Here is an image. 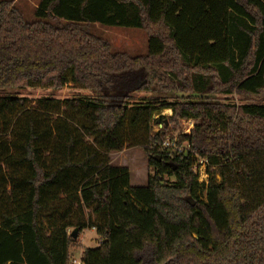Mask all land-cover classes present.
<instances>
[{
    "label": "trees",
    "instance_id": "16d2710c",
    "mask_svg": "<svg viewBox=\"0 0 264 264\" xmlns=\"http://www.w3.org/2000/svg\"><path fill=\"white\" fill-rule=\"evenodd\" d=\"M34 16L0 0V264H70L87 230L82 264H264V103L230 99L264 97V0H40ZM93 25L144 31L147 54ZM70 84L92 95L17 93ZM165 121L194 122L185 154L161 149ZM134 148L145 186L111 164Z\"/></svg>",
    "mask_w": 264,
    "mask_h": 264
},
{
    "label": "rangeland",
    "instance_id": "374dc122",
    "mask_svg": "<svg viewBox=\"0 0 264 264\" xmlns=\"http://www.w3.org/2000/svg\"><path fill=\"white\" fill-rule=\"evenodd\" d=\"M40 0H15L16 6L23 12L24 17L27 21H35L34 12L36 5ZM91 32L102 39L107 40L112 47L113 52L127 53L133 57L143 56L147 54L148 37L147 34L142 30L137 29H126V28H112L103 27L99 25H93ZM19 96L26 97L32 102H35L41 98H54L58 100H66L72 98H79L85 96H91L92 93L84 91L77 86L72 84L61 90H48V89H29L25 91L17 92ZM147 96L143 93H137L135 98H141ZM188 95H179L175 98L176 101L188 100ZM217 100L223 99L222 96H213ZM236 104H243L245 102L250 103H264V97L262 98H248L244 99L239 96L230 97ZM247 100V101H246ZM172 115L171 111H164L160 115L156 116L155 119L169 118ZM194 126L193 121H180L178 124H169L167 127V137L174 138L182 134H189ZM162 129V126H153V133H156ZM111 164L118 167H127L131 172V185L132 186H145L147 182L148 174L150 173L148 157L140 149H127L123 152H111L109 154ZM200 179L202 182L207 181L211 175H207L205 170L202 169L200 173ZM220 182L219 176L216 175L215 180ZM173 180V179H170ZM194 204V203H192ZM99 239L96 233L92 230H87L79 236L77 245L71 247V256L81 258L83 249L90 248L95 249L98 247Z\"/></svg>",
    "mask_w": 264,
    "mask_h": 264
},
{
    "label": "built area",
    "instance_id": "2783aa9c",
    "mask_svg": "<svg viewBox=\"0 0 264 264\" xmlns=\"http://www.w3.org/2000/svg\"><path fill=\"white\" fill-rule=\"evenodd\" d=\"M159 126H162V125H159ZM159 131H157V132H159ZM177 138H178V136H176L174 138H168L167 137L165 139L164 143L161 145V149L162 150H168L171 153L185 154L186 153V150L189 148V146H188V144H184L182 146H178L177 143H176ZM200 164H201L200 168L197 169L195 167V171L198 172V174H199V180H200V182H202L201 179H200V176H201L200 173H201V170L202 169H204L205 170V173H206L207 161H200ZM70 264H82L81 258H77V257L71 256V258H70Z\"/></svg>",
    "mask_w": 264,
    "mask_h": 264
},
{
    "label": "water",
    "instance_id": "95a60500",
    "mask_svg": "<svg viewBox=\"0 0 264 264\" xmlns=\"http://www.w3.org/2000/svg\"><path fill=\"white\" fill-rule=\"evenodd\" d=\"M165 123H166V125H168V122L167 121H165ZM158 124H160V120H158ZM77 231L76 230H74L73 231V237L76 239L77 238Z\"/></svg>",
    "mask_w": 264,
    "mask_h": 264
},
{
    "label": "crops",
    "instance_id": "0c3cea01",
    "mask_svg": "<svg viewBox=\"0 0 264 264\" xmlns=\"http://www.w3.org/2000/svg\"><path fill=\"white\" fill-rule=\"evenodd\" d=\"M16 2H17V0H16ZM40 2V1H39ZM39 2H38V4H39ZM36 8H37V5H36ZM92 231H94V230H92ZM95 232V231H94Z\"/></svg>",
    "mask_w": 264,
    "mask_h": 264
},
{
    "label": "bare ground",
    "instance_id": "6f19581e",
    "mask_svg": "<svg viewBox=\"0 0 264 264\" xmlns=\"http://www.w3.org/2000/svg\"><path fill=\"white\" fill-rule=\"evenodd\" d=\"M168 111H170V110H168Z\"/></svg>",
    "mask_w": 264,
    "mask_h": 264
}]
</instances>
